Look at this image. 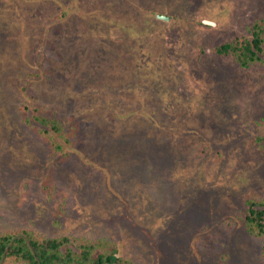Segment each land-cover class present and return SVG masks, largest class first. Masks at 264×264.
<instances>
[{"label": "rangeland", "instance_id": "1", "mask_svg": "<svg viewBox=\"0 0 264 264\" xmlns=\"http://www.w3.org/2000/svg\"><path fill=\"white\" fill-rule=\"evenodd\" d=\"M263 19L264 0H0V235L264 264L245 219L264 199V32L260 61L216 52Z\"/></svg>", "mask_w": 264, "mask_h": 264}, {"label": "trees", "instance_id": "2", "mask_svg": "<svg viewBox=\"0 0 264 264\" xmlns=\"http://www.w3.org/2000/svg\"><path fill=\"white\" fill-rule=\"evenodd\" d=\"M264 19L253 25L251 38L236 39L216 47L219 54H232L243 66L260 61L262 50ZM42 122L49 120L43 117ZM54 126V120L51 121ZM246 225L248 230L264 238V199L260 202L247 201ZM95 243L78 242L73 245L67 236L55 238H35L27 233H4L0 235V261L15 257L29 264H116L115 256L105 251L97 252ZM264 256V244H263Z\"/></svg>", "mask_w": 264, "mask_h": 264}, {"label": "water", "instance_id": "3", "mask_svg": "<svg viewBox=\"0 0 264 264\" xmlns=\"http://www.w3.org/2000/svg\"><path fill=\"white\" fill-rule=\"evenodd\" d=\"M162 18H166L165 16H161Z\"/></svg>", "mask_w": 264, "mask_h": 264}]
</instances>
